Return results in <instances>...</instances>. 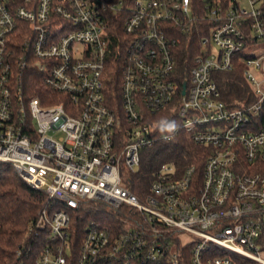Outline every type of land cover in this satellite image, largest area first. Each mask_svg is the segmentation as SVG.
Listing matches in <instances>:
<instances>
[{"label": "built area", "instance_id": "obj_1", "mask_svg": "<svg viewBox=\"0 0 264 264\" xmlns=\"http://www.w3.org/2000/svg\"><path fill=\"white\" fill-rule=\"evenodd\" d=\"M201 1L0 0V163L47 194L29 233L44 229L58 242L36 264H66L71 212L91 202L100 211L127 206L140 221L114 237L91 220L77 264L176 262L167 232L193 245L192 264H264V0ZM122 14L118 109L107 101L105 72L111 17ZM194 32L184 79L178 52ZM237 65L254 99L232 106L217 75ZM31 74L51 92L45 101L26 94ZM180 131L209 147L201 177L195 165L165 162L144 196L133 192L143 150Z\"/></svg>", "mask_w": 264, "mask_h": 264}, {"label": "trees", "instance_id": "obj_2", "mask_svg": "<svg viewBox=\"0 0 264 264\" xmlns=\"http://www.w3.org/2000/svg\"><path fill=\"white\" fill-rule=\"evenodd\" d=\"M109 3H117L122 0H98ZM130 4L133 0H123ZM193 4L201 5V0H192ZM122 17V18H121ZM111 17L112 29V49L105 72V93L107 101L112 107L118 108L120 105V85L122 65L117 59L116 48L121 36H123V19ZM201 33H192L191 46H187L188 35L185 36L184 45L178 52L179 69L182 78H189V58L191 56L192 43L199 39ZM187 38V39H186ZM193 54V53H192ZM116 55V56H115ZM115 57V58H114ZM26 79V94L28 96L38 95L45 101L46 94L51 93L43 85H39L38 77L31 74ZM219 88L223 98L232 106L250 102L254 99L252 89L243 76V67L237 65L234 70L222 72L217 75ZM178 101V100H177ZM169 106L159 112L156 117L159 121L170 118L171 109L176 105ZM264 122V113L261 114ZM209 147L196 144L184 131H180L175 138L170 141H158L154 147L145 149L142 152L139 169L131 176L129 187L133 192L144 196L150 188L155 172L163 163H175L180 171L186 167L195 165L196 175L201 177L206 159L209 155ZM259 170L264 173V163ZM49 204L48 196L44 191L37 190L21 178L16 169L9 163H0V264H36L43 249L48 245H57L52 242L47 230L39 229L29 233L32 222L36 221L42 209ZM96 202L82 205L71 212V222L69 227V241L71 244L70 254L67 255L66 264H77L81 251V244L86 235V227L91 220L101 221L108 225L114 237L122 231L126 221L139 222L140 218L136 212L127 206L112 212V214L102 215V211L93 209ZM101 204V203H98ZM166 237L177 247L178 260L175 262L166 257L162 264H192L191 243L182 245L179 234L173 232L165 233ZM259 244L264 250V232L259 238ZM234 264H257V262L234 257ZM130 264H138L137 261Z\"/></svg>", "mask_w": 264, "mask_h": 264}, {"label": "rangeland", "instance_id": "obj_3", "mask_svg": "<svg viewBox=\"0 0 264 264\" xmlns=\"http://www.w3.org/2000/svg\"><path fill=\"white\" fill-rule=\"evenodd\" d=\"M102 208H103V211H102V215H107V214H112V210L109 208V207H107V206H102ZM136 216H138L137 214H136ZM181 237H182V240L184 241V242H187V241H191L192 240V237H191V235H189V234H187V233H183L182 235H181Z\"/></svg>", "mask_w": 264, "mask_h": 264}, {"label": "water", "instance_id": "obj_4", "mask_svg": "<svg viewBox=\"0 0 264 264\" xmlns=\"http://www.w3.org/2000/svg\"><path fill=\"white\" fill-rule=\"evenodd\" d=\"M185 88H186V84H184V86H183V92H185Z\"/></svg>", "mask_w": 264, "mask_h": 264}]
</instances>
